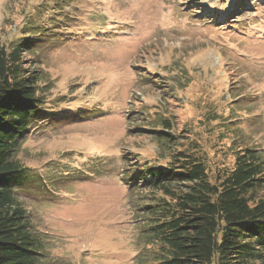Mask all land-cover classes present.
<instances>
[{
	"label": "rangeland",
	"instance_id": "1",
	"mask_svg": "<svg viewBox=\"0 0 264 264\" xmlns=\"http://www.w3.org/2000/svg\"><path fill=\"white\" fill-rule=\"evenodd\" d=\"M30 27L47 45L25 67L67 113L36 122L15 156L44 180L19 192L37 263L158 264L161 193L141 170L182 150L214 181L238 149L264 151V0H0L2 44Z\"/></svg>",
	"mask_w": 264,
	"mask_h": 264
},
{
	"label": "trees",
	"instance_id": "2",
	"mask_svg": "<svg viewBox=\"0 0 264 264\" xmlns=\"http://www.w3.org/2000/svg\"><path fill=\"white\" fill-rule=\"evenodd\" d=\"M38 29L30 27L12 47L0 41V264H38L43 243L19 192L44 186V180L15 156L41 118L67 115L47 104L38 71L28 73L25 67L24 53L47 45L38 42L43 41ZM155 132L172 139L169 132ZM170 160L139 174L152 192L161 193L148 205L152 238L161 245L158 264H264V151L238 149L234 165L214 181L200 156L181 150Z\"/></svg>",
	"mask_w": 264,
	"mask_h": 264
}]
</instances>
